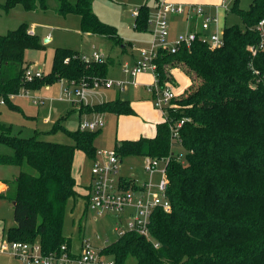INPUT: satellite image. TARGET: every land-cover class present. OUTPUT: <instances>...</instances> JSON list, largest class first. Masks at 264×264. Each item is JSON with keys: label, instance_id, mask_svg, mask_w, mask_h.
I'll return each instance as SVG.
<instances>
[{"label": "trees", "instance_id": "obj_1", "mask_svg": "<svg viewBox=\"0 0 264 264\" xmlns=\"http://www.w3.org/2000/svg\"><path fill=\"white\" fill-rule=\"evenodd\" d=\"M60 15L79 16L82 32L123 40L116 27L100 20L91 0H55ZM234 0L230 10L240 24L221 26V44L210 47L199 40L174 52L159 47L153 59L158 84L175 85L173 69L187 79L183 91L163 109L152 136L115 140L119 159L137 154L165 158V176L171 208L153 209L148 235L134 230L100 248L113 264H264V40L258 47L264 18V0H251L241 8ZM51 0H4L8 10L20 4L26 10H46ZM137 30L148 26V5L133 16ZM264 29V23H263ZM254 46V55L248 46ZM44 44L25 22L0 34V98L17 108L9 94L38 90L60 79L89 84L104 78L113 57L86 59L70 47H54L47 72L25 78V52ZM79 113L133 114L128 99L119 95L92 105L82 103ZM60 118L48 132L63 130L72 140L60 143L41 139L38 131L24 137L12 134L0 122V142L12 149L0 153V165L17 167L12 178L0 179V197L11 202L14 225L6 229L10 240L38 241L42 252L57 250L71 239L62 233L66 201L76 195L72 163L76 149L93 159L94 140L101 128L63 127ZM182 122L179 124V122ZM177 149V150H175ZM181 150V151H180ZM118 186L137 188L135 178L121 176ZM86 206L88 195H84Z\"/></svg>", "mask_w": 264, "mask_h": 264}, {"label": "rangeland", "instance_id": "obj_2", "mask_svg": "<svg viewBox=\"0 0 264 264\" xmlns=\"http://www.w3.org/2000/svg\"><path fill=\"white\" fill-rule=\"evenodd\" d=\"M73 1V0H72ZM148 5V26L145 30H137L133 24V10L143 2ZM171 3L183 4H217L222 0H164ZM4 0H0L2 4ZM234 0H224L227 11L222 19L224 24H240L239 16L230 10ZM241 8H247L250 0H238ZM159 1L157 2V4ZM92 10L97 17L116 27L121 36L122 44H112L107 38L90 32H82L79 26V16L74 13L66 15L58 14L53 7L56 1L51 0L50 7L46 10L36 8L26 10L20 4H15L8 10L0 7V34L16 28L20 23L25 22L29 30L37 34L39 41L44 44L40 50L29 49L25 52V63L27 69L31 71L39 69L45 73L50 67V61L54 47H70L78 50L86 59L93 58L97 54L99 58L109 55L114 62L109 64L105 78L113 80H127L124 89L119 92L123 99H128L134 111L133 114H113V113H79L82 103L95 104L104 100H109L116 91V87H87L84 97L79 100L73 96L72 100L65 95V85L68 82L60 79L41 87L40 94L45 98L42 104L32 101L30 95L25 96L21 93L11 98L12 102L18 105L17 108L0 103V122L11 125L12 134H19L27 137L38 131V137L60 143H71L72 140L61 130L48 132L56 120L63 117L61 123L66 129H73L76 126L78 117L90 119L101 115L104 118V126L96 136L94 143L97 150L113 148L115 140H134L137 136L152 134L155 124L162 119L163 109L156 107L153 102L152 92L143 86L144 83L154 79L153 71L147 68L137 74L134 78L126 75L122 71V66L126 61L131 65L139 56L142 47L148 48L154 37V18L157 12L155 0H91ZM168 36L166 44H170L178 31L184 29L185 23L182 18H176L169 13ZM47 37V41L44 39ZM104 54V55H103ZM175 85L169 88L176 94H180L186 86V78L178 68L173 69ZM138 84L140 86H135ZM76 89V88H74ZM33 90L29 94H33ZM164 107V106H163ZM91 114V115H88ZM177 150V149H175ZM181 151V150H180ZM12 149L0 142V153H11ZM73 163L75 165L76 195L70 196L65 205L62 233L71 239L73 249H77L82 239L94 248H101L105 244L114 241L119 230L117 217L111 212L95 213V209L86 206L84 199L85 186L89 181L90 167L92 160L86 157L81 150L74 152ZM83 160L79 165L78 161ZM147 156L130 154L122 156L119 161L117 175L125 176L132 173L136 178L145 180L148 173L145 170ZM17 167L10 165H0V179L12 178L17 172ZM160 178V173L152 175L154 182ZM139 183L138 180H135ZM1 183V180H0ZM14 225L12 205L7 199L0 197V229L6 230ZM110 256H107L108 258ZM10 257L0 254V264H5ZM130 258L127 264H132Z\"/></svg>", "mask_w": 264, "mask_h": 264}, {"label": "built area", "instance_id": "obj_3", "mask_svg": "<svg viewBox=\"0 0 264 264\" xmlns=\"http://www.w3.org/2000/svg\"><path fill=\"white\" fill-rule=\"evenodd\" d=\"M137 9L133 10V16ZM172 13L180 15L188 26L193 22L198 23L195 28H187L185 31L178 32L175 39L166 44L168 36L167 15ZM150 22V20H148ZM264 18H262L256 28L261 31V39L258 47L263 46ZM221 25L219 20V11L216 7L214 11L208 9L203 4H183L171 3L161 0L157 5V12L154 18V37L148 48L142 47L139 56L129 65L125 62L122 71L134 78L137 74L150 68L153 71L154 79L148 84V89L152 92L154 105L164 109L170 105V101L176 94L169 88V84L160 86L155 72V63L153 62L159 47L168 48L174 52L179 45L189 46L193 41L199 40L208 44L210 47L221 44ZM257 47L248 46V50L252 55L255 54ZM94 59L99 58L97 54H93ZM43 74L39 69L31 71L25 70V78L30 80L34 77H40ZM127 80H113L104 78H93L87 84L85 81H70L65 85V95L73 102V96L82 100L85 88L91 87H116L123 89ZM76 88V89H74ZM31 90L20 89L18 93H11L9 97L21 93V95H30L32 101L36 104H42L44 97L38 94H29ZM0 103H4L0 98ZM164 106V107H163ZM182 120L179 122V124ZM104 118L101 115L94 116L90 119H80L78 128L81 130H94L104 126ZM165 158L148 157L145 164V170L148 178L145 181L137 183V188L123 189L118 186L117 175L119 170V157L113 148L97 150L96 156L92 159L90 167V182L88 185V204L95 209V213L111 212L117 217V225L119 235L125 231L134 230L140 234L148 235V223L150 215L155 208H161L168 212L171 208L168 198V181L165 176ZM158 172L160 178L154 182L152 175ZM0 254L8 255L11 259L5 264H113L112 258L102 254L100 248H94L86 239H82L77 249L68 247L63 243L60 247L48 253L41 250L38 241H20L10 240L7 237L6 230L0 229Z\"/></svg>", "mask_w": 264, "mask_h": 264}, {"label": "crops", "instance_id": "obj_4", "mask_svg": "<svg viewBox=\"0 0 264 264\" xmlns=\"http://www.w3.org/2000/svg\"><path fill=\"white\" fill-rule=\"evenodd\" d=\"M160 2L161 0H155V5H158L157 4V2ZM251 1V0H250ZM196 4V3H195ZM197 4H202V3H197ZM203 5H206L207 7H208V9L209 10H211V11H214V9L217 7L218 8V11H219V20H220V25L222 26V19L225 17V14H226V11H227V8H226V5H225V3H224V0H222V2H220V3H217V4H203ZM174 15V14H173ZM175 17L176 18H182L180 15H175ZM183 19V18H182ZM183 21H184V23H185V26H184V29L182 30V31H185L187 28H190L191 26V28H195V25L197 26L198 25V23H195V22H193V24H191L190 26H188V22H186L184 19H183ZM31 32V31H30ZM178 32H181V30L180 31H178ZM32 33H34V32H32ZM104 55V54H103ZM126 62V61H125ZM124 62V63H125ZM137 76V75H136ZM153 81V80H152ZM152 81L150 80V81H148V82H146V83H144L143 84V86H145L147 89H148V84H151L152 83ZM139 83V81H137V83H135L136 85L135 86H140V84H138ZM186 84H187V79H186ZM46 87H48V86H46ZM123 89H124V87H123ZM123 89H118V88H116V91H115V93L113 94V96L110 98V99H112V98H114L116 95H119V92L121 91V90H123ZM40 90H41V88L40 89H38V90H33V92H34V94H38V95H40V96H42V94H40ZM120 96V95H119ZM45 99V98H44ZM88 115H91V114H88ZM162 115H163V113H162ZM163 118V117H162ZM81 119V117H78V119H77V122H76V126L78 125V122H79V120ZM162 120V119H161ZM158 121H160V120H158ZM157 121V122H158ZM156 122V123H157ZM75 126V127H76ZM154 131H155V129H154ZM154 134V132L152 133V134H148V135H146V136H152ZM137 138H138V136H137ZM136 139V138H135ZM83 153V152H82ZM84 154V153H83ZM74 160V159H73ZM83 162V160H79L78 161V163H79V165L81 164ZM75 173H77V172H75V165H74V163H72V174H73V176H74V178H75ZM125 176H131V177H133V178H135V180H138L139 182H142V181H145V180H140L139 178H136L132 173H130L129 175H125ZM89 182H90V176H89V181L86 183V185H84L85 186V192H86V194H87V192H88V185H89ZM3 188V184L2 183H0V190ZM71 248H72V245H71ZM73 249V248H72ZM8 256V255H7ZM11 259V258H10ZM8 261V260H7ZM16 264H20V263H18V262H16Z\"/></svg>", "mask_w": 264, "mask_h": 264}, {"label": "water", "instance_id": "obj_5", "mask_svg": "<svg viewBox=\"0 0 264 264\" xmlns=\"http://www.w3.org/2000/svg\"><path fill=\"white\" fill-rule=\"evenodd\" d=\"M44 40L47 41V37Z\"/></svg>", "mask_w": 264, "mask_h": 264}]
</instances>
